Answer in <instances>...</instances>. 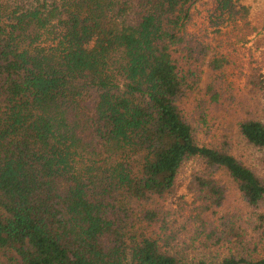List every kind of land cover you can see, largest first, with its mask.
<instances>
[{
    "label": "trees",
    "instance_id": "1",
    "mask_svg": "<svg viewBox=\"0 0 264 264\" xmlns=\"http://www.w3.org/2000/svg\"><path fill=\"white\" fill-rule=\"evenodd\" d=\"M189 22V0H0V264H264V175L191 123L238 107L264 151V104L227 97L216 55L199 88Z\"/></svg>",
    "mask_w": 264,
    "mask_h": 264
},
{
    "label": "rangeland",
    "instance_id": "2",
    "mask_svg": "<svg viewBox=\"0 0 264 264\" xmlns=\"http://www.w3.org/2000/svg\"><path fill=\"white\" fill-rule=\"evenodd\" d=\"M189 13V36L193 38L194 43L198 42L204 47L199 88L203 89L208 82L207 61L212 55H216L224 60L222 64L224 80L229 85V95H231L227 97L232 99V102L244 100L245 107L248 108L257 102L264 104V93L262 92L257 96L259 101L245 96L246 77L251 70H256L257 74L264 76V0H189ZM202 110L203 105L193 110L191 117L197 142L217 146L223 140H227L230 144H234L236 153L242 154L246 163L255 167L257 174L264 175V151L250 149L238 137L237 120L243 117L245 111H239L238 107L237 111L232 114L218 109ZM196 112L205 113L204 122L197 117ZM193 166L194 162H187L178 175L180 188L177 198L170 202L175 213L174 219L177 221L174 223L176 227L173 231L176 230L179 222H185V217L194 216V211L189 210L193 207L192 196L184 189ZM180 196H183L185 204L178 206ZM232 196L234 194H231ZM231 205H242L237 195L232 199ZM181 207L184 209L183 216L180 215ZM195 225H199V221ZM192 229L193 227L189 228V231ZM178 236L182 241H190L188 236L186 238L181 232ZM262 251H264V246L261 248ZM189 252L194 253L195 251L189 250Z\"/></svg>",
    "mask_w": 264,
    "mask_h": 264
}]
</instances>
